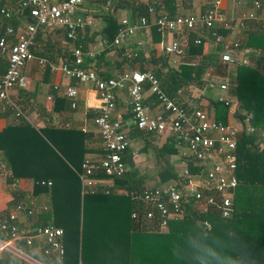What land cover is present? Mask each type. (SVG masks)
I'll return each mask as SVG.
<instances>
[{"label": "trees", "instance_id": "16d2710c", "mask_svg": "<svg viewBox=\"0 0 264 264\" xmlns=\"http://www.w3.org/2000/svg\"><path fill=\"white\" fill-rule=\"evenodd\" d=\"M152 1L163 6L169 19L185 15L179 14V11L191 9L192 5V0H180L179 3L174 0H118L108 12L94 15L102 20V27L96 35L106 42L108 47L104 51L112 49L119 10L129 11L131 21L146 18L151 47L135 52V57L130 52L129 58L125 56L128 43L116 49L119 59L111 74H97L103 62L100 57L93 61L83 57L81 68L95 71L100 79H107L123 69L133 70L134 65L140 72H146L144 66L149 64L150 73L169 100L187 112L208 110L207 115L222 124L226 123L230 114L223 98L213 101L208 98V93L204 97L193 96L190 89L194 87L208 92V89L215 88V83L202 80L208 67L211 76L221 82L226 80L228 85L224 94L236 101L234 116L239 122L248 117V125L253 129L250 134L243 131L238 134L234 172L237 184L233 191L231 214L228 218H222L216 211L191 213L190 222L183 218L165 219L154 207L135 202L128 195L129 192L138 194L144 187H156L159 183L178 178L175 167L184 159V152L180 148L184 149L185 146L174 135L160 137L144 130L129 129L127 138L140 142L139 151H135L133 146L125 149L122 153L125 170L117 178L106 177L102 170L96 169L88 178L103 182L88 189L82 186L80 180L83 175L82 162L89 153L96 154L94 160L97 162L102 158L104 150L100 140L93 149L88 146V135L79 129L52 124L48 118H41L42 114L37 122H30L26 119L31 112L27 101L25 105H20L19 101L15 105L9 99H3L0 100L3 105L0 109V166L7 171L3 181L8 186L6 191L11 196V203L21 204L26 209L33 208L28 219L35 226H52L62 232L58 242L62 245L63 255L59 258L44 241H35L30 247L18 241L27 250L39 249L40 253H31L30 256L40 264H264V0H256L262 7L255 10L253 19L241 20L238 24V32L232 40L237 44V52H241L237 64L219 60L217 54L221 47L216 44L211 32L224 35L228 31L214 24L210 29L200 28V33L197 32L198 45L193 44L195 35L188 33L180 64L175 69L168 65L167 56L158 49L160 36L155 26L150 25L147 13V5ZM237 2L242 3L243 8L231 12L235 15L233 18L249 8L251 0ZM95 4L98 7L100 0ZM233 4L236 5L235 0ZM208 6L207 0L199 2L198 13H203ZM12 7H17L16 0H0V10H10ZM159 10L157 7L155 16L160 15ZM223 11L221 7L222 15ZM231 13L223 16L228 17ZM28 23H32L28 17L23 19L20 15H11L7 19L0 14V37L13 43L17 27L23 28ZM7 27H11L10 35L5 33ZM40 32L36 34L29 51L32 56L44 58V55L36 52L38 47L34 45L40 41ZM88 32L87 28L83 30L84 34ZM62 33L64 35V31ZM206 41L215 47L209 54L210 58L203 56ZM64 62L72 61L70 58ZM209 63L214 64L212 68ZM6 67L7 64L0 58V78ZM148 87L149 84L144 83L143 91H147ZM216 87L219 90L218 84ZM64 97H55L51 108L53 112L70 110V102ZM188 100L194 106H186ZM228 101L231 103V100ZM16 111L19 116L15 115ZM97 115L98 112L87 116L94 119ZM137 153L144 155L148 166L136 163L134 156ZM187 164L190 173H197L194 160H188ZM148 168L154 171L155 177L152 174L151 182L146 184ZM20 181L32 183L31 194L20 192L17 186ZM40 182H50V185L42 186ZM119 189L125 193L117 194L116 190ZM41 200L43 204L39 205ZM148 210L152 211L151 218L145 215ZM205 223L209 225L208 228ZM27 233L32 234L33 231L29 229ZM5 264L28 263L12 256Z\"/></svg>", "mask_w": 264, "mask_h": 264}, {"label": "built area", "instance_id": "2783aa9c", "mask_svg": "<svg viewBox=\"0 0 264 264\" xmlns=\"http://www.w3.org/2000/svg\"><path fill=\"white\" fill-rule=\"evenodd\" d=\"M88 0H16L17 7L10 10L1 9L0 14L5 18L11 15L32 19V23L26 24L15 37V42L8 43L5 37H0V58L7 64L6 70L0 78V100L8 99L15 88L25 89L26 79L22 74L23 67L33 60L29 47L39 31H52L60 29L64 31L65 41L71 47L68 55L71 63L59 61L58 64H49L51 70H57L61 75L76 84L90 85L96 91L99 106L98 115L93 119L100 144L104 150L102 158L97 162L87 157L82 162L83 175L81 184L84 188L102 183L101 180L88 178L96 169L102 170L106 177H119L125 170L122 161V153L129 147V142L124 131L122 117L115 111V91H124L129 99L132 112L130 122L135 129L160 135H174L176 139L185 146L183 157L177 169L178 178L169 182L158 184L156 187H144L138 194L129 192V196L135 202H142L165 219L171 218H192L191 213L204 214L216 211L220 217L228 218L231 214V201L233 191L236 187L234 172L237 165L236 148L238 134L243 131L250 134L253 129L248 125V117L242 122L236 119L233 113L232 104L227 99H222L228 105L229 116L225 124L214 121L201 110L187 112L186 109L178 107L169 100L159 89L157 80L150 72H139L137 70L123 69L111 78L100 79L96 73L89 69L81 68L83 57L91 56L88 52L82 51L78 36L85 28L93 25L92 15L84 12L83 5ZM93 1V0H91ZM118 0H100V5L95 13H106ZM179 3L180 0H174ZM194 3L203 0H192ZM209 5L203 13L193 15H176L169 19L163 6L156 1L147 5V13L152 18V25L160 36L159 49L162 55L181 57L183 49L177 39H171L164 43L162 37L182 31L193 32L200 28L210 29L214 24L233 35L238 32V24L241 20L253 19L255 10L262 5L256 0H251L249 8L240 11L238 17L233 13L230 16H223L220 13L222 0H207ZM159 10V16L155 12ZM24 11L27 14H23ZM117 31L112 40V48H119L122 44L135 35L138 30L149 27L146 18L139 17L134 22L129 21L125 16L118 19ZM6 35L12 33L11 27H7ZM216 44L221 49L218 58L221 62L237 64L239 58L235 55L237 44L229 39L211 32ZM200 43L199 37L194 45ZM140 44L138 43L137 46ZM98 46L108 47L106 42L99 39ZM127 58L130 54L125 55ZM136 56L135 53L132 54ZM41 66L48 64L39 60ZM148 83V92L153 96L162 113L149 114L144 105L143 84ZM227 81L218 83L220 91L225 92ZM53 90L57 86L52 87ZM64 96L70 102V108H75L76 91L74 87H66ZM16 109V108H15ZM17 110V109H16ZM16 116L19 112L16 111ZM234 116V118L232 117ZM244 127H243V126ZM179 142V143H180ZM188 160H194L197 165V173H190ZM109 181V180H108ZM110 182V181H109ZM40 185L49 186L50 182H40ZM117 194L125 193L121 189L116 190ZM150 210V209H149ZM147 211V218L152 217V211ZM33 208L26 209L17 204L6 215H0V252L7 249L16 241H22L28 247L35 241H44L48 249L56 256L63 255L62 245L58 242L62 232L59 228L52 226H22L17 221V216L29 217ZM208 228V224L205 223ZM31 229L32 234L27 231ZM47 252H45L46 254Z\"/></svg>", "mask_w": 264, "mask_h": 264}, {"label": "crops", "instance_id": "0c3cea01", "mask_svg": "<svg viewBox=\"0 0 264 264\" xmlns=\"http://www.w3.org/2000/svg\"><path fill=\"white\" fill-rule=\"evenodd\" d=\"M97 0H88L86 4L83 7L84 12L86 11L87 13H91L92 11H95L98 9L97 5L95 4ZM225 3L226 0H222V8H225ZM88 4V5H87ZM194 2L192 1V5H190V8H193ZM96 5V6H95ZM187 11V10H184ZM179 14H185L179 11ZM94 13V12H93ZM190 13V12H188ZM93 18V25L89 28L88 33L84 34L81 32L78 36V41L82 46V51L83 52H88L91 56H87L89 59H92V61L95 58L101 59L102 65L99 70H97V74L100 72H103L105 74H111L116 62L118 61L119 57L117 56V53L115 50L122 48V44L119 48H110L107 51H104V47L98 46V41H99V36L96 35V32L102 27V20L100 17L94 16V14H91ZM186 15V14H185ZM127 17L129 21H131V16L129 14V11L127 10H119L117 13V22L118 19L121 17ZM18 17V16H17ZM150 25H152V18L150 17ZM134 22V21H131ZM22 27L18 26L17 27V35L21 32ZM47 31V30H44ZM44 31H41L39 34L40 41L36 42L34 44L36 47V52L44 55L45 57L42 58L40 56H33V60L28 62L22 69V74L26 79V87L25 89H16L12 90L10 95H9V101L14 103L16 105V102L20 103V105H25L26 101L28 104V108L31 109V112L29 113L28 117L26 118L28 121L37 122V118L40 114H42L41 118H48L49 121L52 124H59V125H66L74 129H79L81 132L85 133L88 135L87 138V143L88 146L91 148H96L99 144V137L96 131V128L93 125V118L90 116H87L90 113H96L97 108L99 106V99L97 96L96 91L93 89L92 86L90 85H81V84H76L72 80H69L61 75V73L57 70H51L49 67L50 63L58 64L59 61L64 62L65 60L70 59L68 55V49L71 47L69 43L63 44L61 43L62 41H65L63 31L61 30H52L50 33L46 34ZM199 30H194L193 32H188V33H193L195 35L194 40L199 37ZM188 33L184 34V32L180 33H174L172 35H165L162 37V41L164 43L169 42L171 39H177L178 43L181 45L182 49L184 50V47L187 43V35ZM93 34V36L90 37V35ZM229 41L233 42V37L235 34L230 35V33L226 32V34L221 35ZM36 37V36H35ZM82 39V40H81ZM193 40V41H194ZM37 41V40H36ZM40 42V43H39ZM128 45L126 44L125 48V55L130 54V52H138V51H144L146 48L151 47V33L149 32V27L145 30H138L133 37H131L128 41ZM84 43L85 46L84 47ZM134 43V44H133ZM138 43L140 44L139 46ZM206 47L203 53V56L209 57V54L213 51L214 44L210 42H205ZM133 44V45H130ZM40 46L43 48H40ZM84 47V48H83ZM220 47V46H219ZM210 48H213L212 50ZM85 49V50H83ZM158 49H159V43H158ZM210 49V50H209ZM160 50V49H159ZM129 51V52H128ZM241 53V52H240ZM239 52L237 50L235 51V55H239ZM218 56V54H217ZM69 58V59H68ZM48 59H51L52 61H49ZM39 60H44L48 64L41 66L38 61ZM167 63L170 67L172 68H177L178 65L180 64V57H173V56H167ZM206 64V63H205ZM210 67L214 64L209 63ZM134 70H138L137 66H133ZM144 71H151V66L145 65L144 66ZM210 68L208 67L207 70H204V74L202 75V80L207 83V81H211L214 84L215 88L208 89V92H202L201 90H195V88H191V92L193 96H201L204 97V94L208 93V98L215 101L216 99H227L231 100L232 104V110L233 112L236 109V101L234 99H230L227 97V94H224V92H221L220 90L217 89L216 84L220 83V79H216L215 77L211 76L209 73ZM95 72V71H94ZM140 72V71H139ZM115 75V73H114ZM56 85L57 89L53 90L52 87ZM66 87H74L76 91V100H75V108H70L69 111H61V112H53L52 111V103L53 100L56 98H61L64 97V90ZM115 111L120 114L122 117L123 121V126L121 128V131H124L127 136V132L129 129H133L134 126L132 124V121L130 122V105H129V99L127 95L125 94L124 91H115ZM144 96V105L146 109L148 110L149 114H156V113H162V108L157 105L156 102H154L153 98L150 96L148 91H145L143 93ZM65 98V97H64ZM207 98V99H208ZM191 100L187 101L186 106H194ZM12 104V105H14ZM14 105V106H15ZM2 103L0 102V109L2 110ZM212 110V108L210 109ZM208 112V110H206ZM45 116V117H44ZM2 122L0 119V128H1ZM137 130V129H136ZM154 134V133H151ZM156 136L162 137L160 134H154ZM128 139V138H127ZM129 142V147H134L135 151H139L140 142L138 140L135 141H130ZM162 142V141H161ZM136 147V148H135ZM101 148V147H100ZM182 152H184L183 148H180ZM105 153V152H104ZM135 153V152H134ZM96 157V154L89 153L85 156V159L87 157L93 158ZM137 154H135L134 158L135 161L137 159ZM180 165V161L178 162L176 168V174H177V169ZM7 174V171L5 168L0 166V215H6L10 210L12 211L13 205L11 203V196L8 195L7 190V184L3 181V178ZM17 186L19 187L20 192L24 193H32V183L30 182H18ZM40 200V199H39ZM38 201V200H37ZM43 200L39 202V205H42ZM40 207V206H39ZM17 221L19 224H21L24 227L28 226H35L34 222H29L28 217H23V216H17ZM29 251V252H27ZM33 253L34 255L40 253L38 248L34 249H29L27 250L26 248L23 247L22 243L16 241L12 245H10L9 248L4 249L2 252H0V264H5L7 263L8 260L11 259V257H16L20 260H22L24 263L28 264H40L36 260H33V258L30 256V254Z\"/></svg>", "mask_w": 264, "mask_h": 264}, {"label": "rangeland", "instance_id": "374dc122", "mask_svg": "<svg viewBox=\"0 0 264 264\" xmlns=\"http://www.w3.org/2000/svg\"><path fill=\"white\" fill-rule=\"evenodd\" d=\"M237 1H240V0H235V2H236V5L235 4H233V0H226V3H225V10L223 11L224 13H223V15H226V14H228V13H231V12H233V11H237V10H239V9H242L243 8V5H242V3H239V2H237ZM194 6H193V8L192 9H182L181 10V12L182 13H185L186 15H193V14H197L198 12H199V2L198 3H194L193 4ZM84 7V6H83ZM184 10H187V11H184ZM188 12H190V13H188ZM90 14H96L95 12L93 13V12H91ZM152 45V44H151ZM211 50L213 49V48H210ZM209 49V50H210ZM194 88V87H193ZM197 88H195V90H196ZM136 148V147H135ZM137 159H136V163L138 164V165H141V166H148V163H146L145 162V160H144V155L141 153H137ZM146 169V168H145ZM154 171H151L149 168H148V171H147V174L145 175V181H146V184L147 183H150L151 182V179L152 178H150L151 176L153 177V175H154V173H153ZM153 174V175H152ZM154 177H155V175H154ZM188 222H190L189 220H192V218H189V217H187V218H185Z\"/></svg>", "mask_w": 264, "mask_h": 264}]
</instances>
